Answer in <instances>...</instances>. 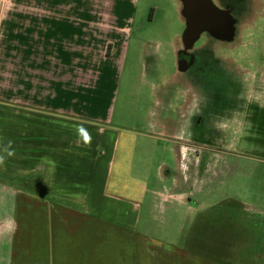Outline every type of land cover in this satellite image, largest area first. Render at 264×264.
I'll return each instance as SVG.
<instances>
[{
  "label": "crops",
  "instance_id": "obj_1",
  "mask_svg": "<svg viewBox=\"0 0 264 264\" xmlns=\"http://www.w3.org/2000/svg\"><path fill=\"white\" fill-rule=\"evenodd\" d=\"M139 2L51 0L15 23L0 56V264H264L263 195L161 194L184 153L177 125L115 120ZM173 44L187 73L196 43Z\"/></svg>",
  "mask_w": 264,
  "mask_h": 264
},
{
  "label": "rangeland",
  "instance_id": "obj_2",
  "mask_svg": "<svg viewBox=\"0 0 264 264\" xmlns=\"http://www.w3.org/2000/svg\"><path fill=\"white\" fill-rule=\"evenodd\" d=\"M50 1L0 0V56L15 51L17 20L33 12L52 14ZM214 1L231 11L234 31L228 38L201 36L193 73L182 74L173 44L185 28L181 2L140 0L129 58L115 84L114 117L147 129L153 111L167 112L169 135L177 125V146L184 153L167 172L171 181L161 194L264 196V0ZM145 51L159 59L154 72L144 71ZM106 79L116 82L112 75ZM165 82L167 95L160 86Z\"/></svg>",
  "mask_w": 264,
  "mask_h": 264
},
{
  "label": "water",
  "instance_id": "obj_3",
  "mask_svg": "<svg viewBox=\"0 0 264 264\" xmlns=\"http://www.w3.org/2000/svg\"><path fill=\"white\" fill-rule=\"evenodd\" d=\"M182 15L186 21L183 41L186 48H192L204 31L219 38L231 37L236 22L227 8H223L214 0H181ZM226 33V36L224 35ZM188 61L181 60L180 68L186 69Z\"/></svg>",
  "mask_w": 264,
  "mask_h": 264
},
{
  "label": "flooded vegetation",
  "instance_id": "obj_4",
  "mask_svg": "<svg viewBox=\"0 0 264 264\" xmlns=\"http://www.w3.org/2000/svg\"><path fill=\"white\" fill-rule=\"evenodd\" d=\"M225 7H228V6L225 5ZM185 27H186V21H185ZM209 34H210V33H209L208 31H204V32L201 34V36H202V38H203V37L207 38ZM201 36H200V38H199L195 43H197V42L201 39ZM192 53L194 54V63H195V61H196L197 58L199 57L200 50H197L196 48H193ZM193 66H194V64H193ZM193 66H192V65H189V67L187 68V69H188L187 72L191 71V72L193 73V68H194ZM187 69H186V70H187Z\"/></svg>",
  "mask_w": 264,
  "mask_h": 264
}]
</instances>
